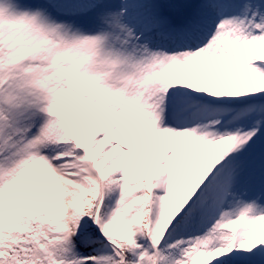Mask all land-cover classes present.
<instances>
[{
	"label": "snow or ice",
	"instance_id": "obj_1",
	"mask_svg": "<svg viewBox=\"0 0 264 264\" xmlns=\"http://www.w3.org/2000/svg\"><path fill=\"white\" fill-rule=\"evenodd\" d=\"M0 264H264V0H0Z\"/></svg>",
	"mask_w": 264,
	"mask_h": 264
}]
</instances>
